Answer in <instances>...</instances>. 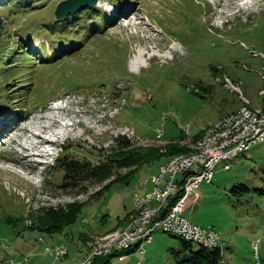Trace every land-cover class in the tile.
Returning a JSON list of instances; mask_svg holds the SVG:
<instances>
[{"label": "rangeland", "instance_id": "374dc122", "mask_svg": "<svg viewBox=\"0 0 264 264\" xmlns=\"http://www.w3.org/2000/svg\"><path fill=\"white\" fill-rule=\"evenodd\" d=\"M60 1L36 0L29 11L8 2L0 7V138L7 135L0 142V264L89 259L103 237L137 227L136 216L143 222L153 213H140L135 194L147 196L176 157L144 162L134 173L115 170L116 182L96 180L68 191L59 188L64 155L98 162L119 137L142 149L144 159L180 144L199 153L177 161L182 189L191 164L236 141L228 138L238 128H218L231 112L245 102L264 111V0H100L94 10L74 12L72 30L62 33L66 20L55 15ZM119 8L127 16L134 12L127 20L134 19L118 20ZM135 62L143 67L132 72ZM48 140L56 144L47 148ZM235 162L227 172L216 168L213 183L200 185L182 216L219 231L226 264H264V142ZM148 184L152 189L144 191ZM241 184L251 191H232ZM74 202L83 211L61 232L31 228L43 208ZM253 244L260 245L258 261ZM60 246L67 255L47 252ZM181 250L179 238L158 231L144 256L134 252L112 264H178Z\"/></svg>", "mask_w": 264, "mask_h": 264}, {"label": "trees", "instance_id": "16d2710c", "mask_svg": "<svg viewBox=\"0 0 264 264\" xmlns=\"http://www.w3.org/2000/svg\"><path fill=\"white\" fill-rule=\"evenodd\" d=\"M5 1L7 2V0ZM35 2L36 0H21L20 4H23V7H29L28 10H31L32 8H34L33 4ZM12 4L14 5L15 1H12ZM83 9L94 10V8L89 7ZM87 13L91 15L90 11H87ZM77 16L78 14L74 13L73 15L65 18L66 21L61 22L59 27L57 26L58 30H60V33L67 31L66 29H64L66 26L72 30V26L69 21H75V17ZM78 21H80V19H78ZM76 24L77 28H79L80 26L78 25V23ZM98 29L99 31H102V28ZM49 30L54 31L51 27L49 28ZM97 33L99 34L100 32H95L94 35H96ZM66 55L70 54H64V56ZM214 68L216 67H212L211 69ZM114 95L118 96L119 93L117 94L116 92H114ZM115 141L116 144L114 147H112V149H108L106 152L101 153L102 156L98 160V162L92 163L86 160H78L68 156L67 154L64 155V157L58 159V170L62 171V173L64 174L61 182L62 184L59 185V188H63L69 191V189H76L80 187L83 183H93L96 180L102 181L104 179L110 178H114L113 182H116L119 177L116 175L115 170L121 171L122 169H130V172L134 170V173L135 171L140 170V166H143V163L147 161L156 163L161 159H171L173 158V156H187V154L189 155L195 153L188 147L180 146V144H173L167 146V154H160L158 157L149 156L144 159L145 153L141 151L142 149L136 148V146L132 145V143L125 137L116 138ZM133 173H127L125 176L132 175ZM186 179V176H182L183 181L181 183V186L184 185ZM129 184L130 181L126 183V185ZM107 188H105L104 192ZM237 189H240V191H243L245 193L251 191V189L247 188V186L244 184L234 186L232 188V191H235ZM177 194L173 196L174 198L171 197V200L169 199V202L167 203L168 205L162 209V212L159 214L161 218L176 206L175 204L183 197L184 191L179 190ZM82 211L83 204L80 205L76 202L69 203V205L67 206H56V208L52 207L48 209L43 208V210L40 211L39 216H37V219L34 222L35 224L33 223V225H31V228H34V226H39V229L41 231H46L49 234H57V232H61L64 228L69 227L71 224H74ZM127 217L128 216L126 215L123 220L125 221ZM7 222L13 223L12 220H7ZM217 232L219 233L218 230ZM172 236H174L175 238H179L180 244H182V250L178 253H175V257L179 259L178 264H220L224 259L226 261L225 250L227 248H225L221 235L220 244H217L215 246V250L214 247H203L201 245L195 247L194 242H186L179 236ZM217 246L218 248L222 246L220 247L221 250L220 248L218 249ZM252 246L255 258L258 261L260 259V245L253 244ZM255 247H257V250L255 249ZM134 252L137 253L136 248H131V250L126 251V256H129ZM117 257H119L118 254H111V256L107 257H96L92 259V264H112V259Z\"/></svg>", "mask_w": 264, "mask_h": 264}, {"label": "built area", "instance_id": "2783aa9c", "mask_svg": "<svg viewBox=\"0 0 264 264\" xmlns=\"http://www.w3.org/2000/svg\"><path fill=\"white\" fill-rule=\"evenodd\" d=\"M264 94V93H263ZM252 109V108H251ZM251 109L238 111L235 113H231L229 117L227 118H235L236 125L233 128H237V124L239 121L242 120V116L246 114L247 111H251ZM254 126V131L250 134L247 131H244L246 135V140H241L239 142H234V150H228L229 154H234L241 150V147L248 146V143L252 140L260 139L264 137V112L258 110V117L255 121V123L252 125ZM217 161H221V159L213 158L208 161H205L204 163L200 164H191V167L189 168V172L186 174H183L182 176H186V181L183 186H190V197L193 194L199 193V187L202 183L210 184L214 178H209L208 175L206 177H197V171H199L201 168H209V170L215 169V164ZM230 168V167H229ZM228 168V169H229ZM181 172L180 170H174L173 168H170L165 171L164 174H162L161 177H159V180H154V189L149 192L148 198H140V195L137 193L135 195V203H137L138 206V199H145V206H139L141 214H144L149 211L157 210L156 208L159 206V201L162 198L163 195H169L170 190V183L178 182L176 180V176L179 175ZM180 176H178L179 178ZM182 178V177H181ZM179 187V185H178ZM180 189H178L179 191ZM189 197V199H190ZM185 201L189 200H179L166 215H164L161 220H152L146 219V216L144 218V221H140L139 226L134 227L130 231H127L126 235L121 241H115L113 243V247L109 248L108 250H105L102 254H118L119 257H117L119 260L124 261L126 257V251L131 250V248H136L137 252H141V255L145 254V248L146 245H150L152 243V240L146 241V232L153 231L154 234L157 233V229H163L168 227V222H175L176 223V231H174L175 236L181 237L186 242H192V240H202V228L201 226L192 223L190 220H188L187 225H180L178 224V218L177 214L178 211H181V208L183 206H186ZM155 207V208H154ZM159 210V209H158ZM219 241L217 239V230H215L214 233V241L213 242H206L202 241L203 247H214L215 243ZM257 250V247H255ZM47 252L56 257L58 254H64V250H58L55 251L53 248H49ZM138 264H141L139 261ZM220 264H224L223 261H221Z\"/></svg>", "mask_w": 264, "mask_h": 264}, {"label": "bare ground", "instance_id": "6f19581e", "mask_svg": "<svg viewBox=\"0 0 264 264\" xmlns=\"http://www.w3.org/2000/svg\"><path fill=\"white\" fill-rule=\"evenodd\" d=\"M124 20H127V18L124 19ZM141 67H143V66H141L140 63H138V62L133 63L132 72L138 71V69H140ZM247 109H249L247 106H242L240 111L247 110ZM257 117H258V110L255 111V110H252L251 109V111H247L246 114L242 116V120L239 121L238 124H237V128H238L237 131L238 132L240 131V133H238L237 135H233V132L230 131L236 125L235 118H226L224 121L221 122V124H219L218 128L221 129L219 131H222V129H225V130L229 129V131H230V133H231L232 136L230 138H228V137L227 138L230 139V141H232L233 139H236L235 142H239L241 140H246V135L243 132L244 131H247L248 127H252V125L255 123ZM64 133H65V131L62 134L64 135ZM216 133L217 132L214 131V134L213 135H215ZM59 137H61V136H59ZM260 142H264V137H262L260 139L252 140V141H250L248 143V146H243V147H241V150L240 151H238V152H236L234 154H229L228 155V150H234L233 149L234 148V142H231L229 146L228 145L226 147L223 146L222 149H221V152L219 150H215V151L213 150V151H210L209 155H210V158H212V159L213 158L221 159V161H217L216 162L215 168H216V166L218 164L226 163L223 166H224V169L227 170L230 167V162H232L233 160H235L236 158H238L240 156V154H242L243 152L247 151L249 149V147L253 146V144L260 143ZM44 144H47V145L49 144L47 148H50V147L52 148L53 145L56 144V142L54 140L52 142H49V140H48ZM47 151H49V154H48L49 156H51V155L54 156L55 153L53 154V153L50 152V151H53V149H48ZM197 153L195 152L193 154H189V155L187 154V156H185V155H181L180 156L179 155V156L174 157V159H173L174 161H172L170 164H168V166L163 167V169L161 170V176H162V174L165 173L166 170H168L170 168H173V171L174 170H180L179 166H181V165H179V163L177 161H181V163L182 162L185 163L187 158L189 159V158L195 157L196 155L198 157V154L199 153L198 154ZM22 161H24V158H22ZM6 163H10V162H6ZM176 165H178V167H176ZM214 170H209V168H201L199 171H197V177L198 178H201V177H206L208 175L209 178H214L213 177L214 176ZM156 177H157V180H159L158 179V176H156ZM180 190L181 191L182 190L184 191V195L181 198V200H192L195 197V194L191 195V197H190V193H191L190 186H183V188L180 189ZM177 192H179L178 191V182L170 183L169 195H163L162 198L159 201V205L162 206L161 207V212H162V209L168 205L167 203L169 202V199L171 200V198H168V197L171 196V195H172V197L175 196V194H177ZM149 194L150 193H148L147 196H141L140 195V198H148ZM135 195H137V194H135ZM189 197H190V199H189ZM167 199H168V201H167ZM165 202H166V204H165V206H163V204ZM186 202H188V201H185V203ZM138 206H145V199H138ZM183 208H184V206L181 208V211H178V214H177L178 224H180V225H187L188 224V220L182 216V210H183ZM133 212H134V210H133ZM156 212H157V214L155 216V213ZM158 212H160V210H153V213L151 215H149V216H146V219H150L151 218L152 220H161V217L158 214ZM140 213H141V211H140ZM136 215L137 214L134 213V216H136ZM136 217L137 218H136V221L135 222H138V225L137 226H139V223H140L141 220H140L139 216H136ZM130 218H131V215H130ZM131 221H133V220H131ZM131 223L129 222V224H131ZM131 229H133V228L130 226L127 229H125L123 232L122 231L121 232L120 231H116V232H112L109 235L103 237L101 240H105V242H99V243H97L94 254L89 259H86V260L81 261L80 263H76V264H92L93 263L92 259L95 258V257H98V256H100V257L101 256H106L107 257V256H109V254H102V253L105 250H108L109 248L113 247V243L115 241H121L124 238V236L127 234L126 232L127 231H130ZM158 231L159 232L162 231V233L163 232H167L169 234L174 235V231H176V223L175 222H168V227L163 228V229H157V232ZM214 233H215V230L213 228L203 227L202 228V240H192V242H194V243H196L198 245H201V246H203L202 241L203 242L204 241H206V242H213L214 241ZM153 239H154V232L153 231L146 232V241H150V240L153 241ZM217 239H219V241L214 242L215 243L214 250H215V246L217 244H220V236H219V233L218 232H217ZM220 247H222V246H220ZM217 248H218V246H217ZM64 249H65L64 254H58L56 256L57 258L67 255L68 254V249H66V247H64V246H60V247L54 249L55 251L64 250ZM220 250H221V248H220ZM139 253L141 254V252H139ZM223 263H224V261H223Z\"/></svg>", "mask_w": 264, "mask_h": 264}, {"label": "water", "instance_id": "95a60500", "mask_svg": "<svg viewBox=\"0 0 264 264\" xmlns=\"http://www.w3.org/2000/svg\"><path fill=\"white\" fill-rule=\"evenodd\" d=\"M100 0H64L56 8V19L61 20L74 14L77 10L87 7H96Z\"/></svg>", "mask_w": 264, "mask_h": 264}, {"label": "crops", "instance_id": "0c3cea01", "mask_svg": "<svg viewBox=\"0 0 264 264\" xmlns=\"http://www.w3.org/2000/svg\"><path fill=\"white\" fill-rule=\"evenodd\" d=\"M239 106H240V105H239ZM239 106H238V107H239ZM237 109H238V108H237ZM253 109H255V108H253ZM233 112H234V111H233ZM231 113H232V112H231ZM228 114H229V113H228ZM226 115H227V114H226ZM150 187H151V189H152V184H148L147 188L144 189V191L147 190V189L150 188ZM151 189H150V190H151ZM148 191H149V190H148ZM148 191H147V192H148ZM62 257H63V256H62ZM34 258H35V257H34ZM72 262H73L72 264H74V261H72Z\"/></svg>", "mask_w": 264, "mask_h": 264}]
</instances>
